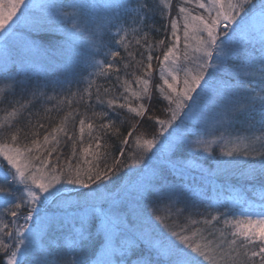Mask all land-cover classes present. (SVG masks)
<instances>
[{
  "label": "snow or ice",
  "instance_id": "1",
  "mask_svg": "<svg viewBox=\"0 0 264 264\" xmlns=\"http://www.w3.org/2000/svg\"><path fill=\"white\" fill-rule=\"evenodd\" d=\"M172 10L0 0V264H264V0Z\"/></svg>",
  "mask_w": 264,
  "mask_h": 264
},
{
  "label": "trees",
  "instance_id": "2",
  "mask_svg": "<svg viewBox=\"0 0 264 264\" xmlns=\"http://www.w3.org/2000/svg\"><path fill=\"white\" fill-rule=\"evenodd\" d=\"M179 2V0H173V10H172V17H175L176 16V5L177 3ZM155 23V26L157 28H159L160 26V20H159V17H157V20L154 22ZM164 25H165V28L161 30L160 33H157V32H153L152 33V36L155 38V39H160L162 38V35H163V32L168 30L169 29V24H168V19H165L163 21ZM49 38L53 39V40H58V39H61L62 36L60 33L58 32H54L52 34H49ZM160 53L158 51H154L153 52V55L156 56V55H159ZM89 71H92V70H89ZM86 75V74H85ZM53 93H49V95H52ZM53 103H55V101H53ZM75 106V105H74ZM64 113H60V115H63ZM4 115V112L3 111H0V117H3ZM53 116L56 115V113H53L52 114ZM79 118L77 117V120ZM58 123V120L56 121ZM140 131L144 132L145 135L150 138L151 137V133L153 131V128L152 127H144L142 129H140ZM235 135V134H234ZM203 136V135H202ZM202 136L200 137H193V138H197V139H200ZM213 147V152L212 153H209V152H206L202 149H198L196 148L195 145L192 146L191 150L193 152V158L195 157V155L197 153H200V158L199 160H196V162H199L201 166H203L204 168H209L210 164L214 166L215 164V157H220V156H223V152H221L220 148H221V145L219 144H212L211 145ZM230 146V145H229ZM68 149L67 148H64V152L67 153ZM55 156V154H53ZM197 177V180L200 179V176L199 175H195ZM208 181V185L207 187H205L207 189V195L209 198H211L210 201H206V202H211V201H214L216 198H217V195L218 193L213 189V182L211 181V178L209 179H206ZM216 184H219V181H216L215 182ZM231 195H235V193L231 192L230 190H225V191H222L219 193V198L221 200H224L226 198H228L229 196ZM223 210V209H221ZM201 211H203V209H201ZM178 223L180 224H183L184 223V220L183 218H181ZM219 228H223V226H218Z\"/></svg>",
  "mask_w": 264,
  "mask_h": 264
},
{
  "label": "rangeland",
  "instance_id": "3",
  "mask_svg": "<svg viewBox=\"0 0 264 264\" xmlns=\"http://www.w3.org/2000/svg\"><path fill=\"white\" fill-rule=\"evenodd\" d=\"M89 70H91V69H89ZM192 139H197V138H192ZM200 139L211 140V137L208 136V135H203ZM191 148H192V147H190V148L188 149V154H187V157H186V158L189 159V160L192 162V164L194 165V167H193V171H192V175L195 176V175H199L200 169H201V168H204V167L201 166L199 162H196V160L193 158V152H192ZM196 148H198V149H202V150H203V148H201V147H197V146H196ZM136 151H137V153L139 154V149H137ZM204 169H207V168L205 167ZM199 176H200V175H199ZM207 185H208V181L205 180L203 186L207 187ZM69 227H70V225H69Z\"/></svg>",
  "mask_w": 264,
  "mask_h": 264
}]
</instances>
